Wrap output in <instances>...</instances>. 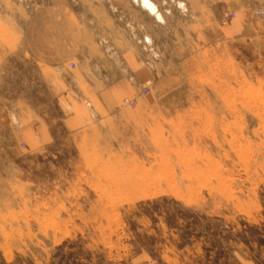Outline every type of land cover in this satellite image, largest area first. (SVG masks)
Returning <instances> with one entry per match:
<instances>
[{
    "label": "rangeland",
    "instance_id": "374dc122",
    "mask_svg": "<svg viewBox=\"0 0 264 264\" xmlns=\"http://www.w3.org/2000/svg\"><path fill=\"white\" fill-rule=\"evenodd\" d=\"M49 6L145 75L79 130L23 45ZM0 264H264V0H0Z\"/></svg>",
    "mask_w": 264,
    "mask_h": 264
},
{
    "label": "crops",
    "instance_id": "0c3cea01",
    "mask_svg": "<svg viewBox=\"0 0 264 264\" xmlns=\"http://www.w3.org/2000/svg\"><path fill=\"white\" fill-rule=\"evenodd\" d=\"M25 24L22 35L25 52L43 71L44 82L54 91L60 109L68 110L65 125L69 129L79 130L84 124L82 116L73 108L76 99L92 98L96 106L111 111L122 98L136 95L138 82L145 80L144 73L136 71L135 78L126 76L115 84L110 77L106 81L104 76L111 74L103 72L101 46L85 40L75 16L65 7L38 8ZM71 63L74 67H70Z\"/></svg>",
    "mask_w": 264,
    "mask_h": 264
},
{
    "label": "built area",
    "instance_id": "2783aa9c",
    "mask_svg": "<svg viewBox=\"0 0 264 264\" xmlns=\"http://www.w3.org/2000/svg\"><path fill=\"white\" fill-rule=\"evenodd\" d=\"M72 66H73V64H71ZM149 92V89H146V93H148Z\"/></svg>",
    "mask_w": 264,
    "mask_h": 264
}]
</instances>
